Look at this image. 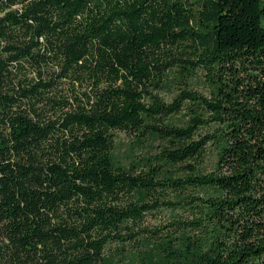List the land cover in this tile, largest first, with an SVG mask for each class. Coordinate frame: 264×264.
I'll return each instance as SVG.
<instances>
[{
  "label": "trees",
  "instance_id": "trees-1",
  "mask_svg": "<svg viewBox=\"0 0 264 264\" xmlns=\"http://www.w3.org/2000/svg\"><path fill=\"white\" fill-rule=\"evenodd\" d=\"M0 264H264V0H0Z\"/></svg>",
  "mask_w": 264,
  "mask_h": 264
},
{
  "label": "rangeland",
  "instance_id": "rangeland-1",
  "mask_svg": "<svg viewBox=\"0 0 264 264\" xmlns=\"http://www.w3.org/2000/svg\"><path fill=\"white\" fill-rule=\"evenodd\" d=\"M118 137H119V141H126V137L123 135V133H117ZM127 149V145L124 144H119L117 145V151L118 154H124L125 150ZM167 217L166 214L165 215H153V214H149L147 215L145 221H144V225L147 226L148 228H155V227H162L163 224L166 223ZM131 246V245H129ZM114 248V247H112ZM127 249L125 250V253L127 254L129 252V248L126 247Z\"/></svg>",
  "mask_w": 264,
  "mask_h": 264
}]
</instances>
